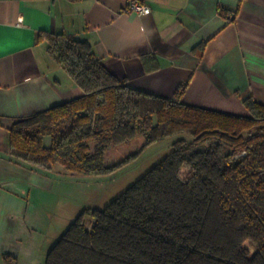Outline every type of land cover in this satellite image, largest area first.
I'll list each match as a JSON object with an SVG mask.
<instances>
[{"label": "trees", "instance_id": "16d2710c", "mask_svg": "<svg viewBox=\"0 0 264 264\" xmlns=\"http://www.w3.org/2000/svg\"><path fill=\"white\" fill-rule=\"evenodd\" d=\"M37 37L82 94L13 123L10 154L17 160L107 175L154 142L189 136L106 207L85 208L45 264H264V104L248 97L247 114L187 104L185 85L169 98L121 80L89 40L63 32ZM139 134L142 149L106 164L112 146ZM16 260L4 256L5 264Z\"/></svg>", "mask_w": 264, "mask_h": 264}, {"label": "crops", "instance_id": "0c3cea01", "mask_svg": "<svg viewBox=\"0 0 264 264\" xmlns=\"http://www.w3.org/2000/svg\"><path fill=\"white\" fill-rule=\"evenodd\" d=\"M132 1L0 0V264H45L61 236L50 199L78 176L10 154L18 118L82 94L38 32L89 40L111 72L150 93L173 98L185 85L183 102L235 114L248 113V97L264 104V0H138L150 13Z\"/></svg>", "mask_w": 264, "mask_h": 264}, {"label": "rangeland", "instance_id": "374dc122", "mask_svg": "<svg viewBox=\"0 0 264 264\" xmlns=\"http://www.w3.org/2000/svg\"><path fill=\"white\" fill-rule=\"evenodd\" d=\"M184 136L189 137L187 134H176L150 144L142 150L138 159L115 173L71 176L70 181L73 184L58 196L55 195L54 199H50V202L55 205L54 221L60 220L59 226L55 225L53 229L55 236L58 232L62 234L85 208L106 207L167 155L174 141ZM145 142V136L139 134L130 142L112 146L106 152V164L118 163L128 155L142 149ZM186 173L187 168L183 170V174L186 175ZM94 221V218L88 217L87 227L92 228ZM248 247L255 252L253 245L249 244Z\"/></svg>", "mask_w": 264, "mask_h": 264}, {"label": "built area", "instance_id": "2783aa9c", "mask_svg": "<svg viewBox=\"0 0 264 264\" xmlns=\"http://www.w3.org/2000/svg\"><path fill=\"white\" fill-rule=\"evenodd\" d=\"M130 8L139 13H150L151 12L150 7L141 4L138 0H133L132 4L130 5Z\"/></svg>", "mask_w": 264, "mask_h": 264}, {"label": "snow or ice", "instance_id": "6c2138e0", "mask_svg": "<svg viewBox=\"0 0 264 264\" xmlns=\"http://www.w3.org/2000/svg\"><path fill=\"white\" fill-rule=\"evenodd\" d=\"M2 44H3V37L0 36V45H2Z\"/></svg>", "mask_w": 264, "mask_h": 264}]
</instances>
